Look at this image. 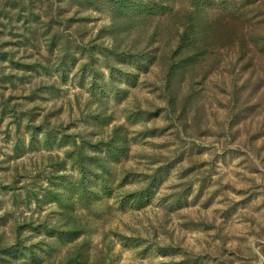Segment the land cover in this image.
Wrapping results in <instances>:
<instances>
[{"label":"rangeland","instance_id":"374dc122","mask_svg":"<svg viewBox=\"0 0 264 264\" xmlns=\"http://www.w3.org/2000/svg\"><path fill=\"white\" fill-rule=\"evenodd\" d=\"M141 1L0 0V264H264V1Z\"/></svg>","mask_w":264,"mask_h":264},{"label":"trees","instance_id":"16d2710c","mask_svg":"<svg viewBox=\"0 0 264 264\" xmlns=\"http://www.w3.org/2000/svg\"><path fill=\"white\" fill-rule=\"evenodd\" d=\"M216 0H187V2H189L190 6L192 8H199V6L203 5V6H210L212 3L214 4ZM220 4L222 7H226V6H229V2L230 0H219ZM249 4L250 5H253V4H256L257 2H261V1H264V0H249ZM166 2H171V0H142L140 2V5H143V7L145 8V10L147 11H152L154 10L155 8H160L161 11H165V9H169V6L168 8L165 7V3ZM165 8V9H163ZM234 8V7H232ZM246 10V4H244L242 6V8L238 9V12L236 13L235 17H238V16H242V17H246V15L248 14V11H244L243 14H241V11L242 10ZM242 11V12H243ZM186 29H184V33H182V35L180 36V41H179V45H178V50L179 52L184 50L186 48V50H188L190 48V46L193 44L191 43L193 41V39L190 40V34H193L195 33V29L194 27L190 24L189 26H186L184 27ZM83 171L84 169L82 170V174H83Z\"/></svg>","mask_w":264,"mask_h":264}]
</instances>
